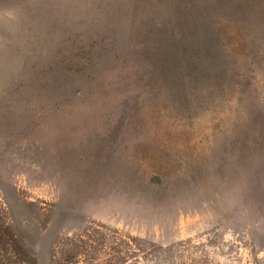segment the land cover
I'll return each instance as SVG.
<instances>
[{
  "label": "rangeland",
  "instance_id": "rangeland-1",
  "mask_svg": "<svg viewBox=\"0 0 264 264\" xmlns=\"http://www.w3.org/2000/svg\"><path fill=\"white\" fill-rule=\"evenodd\" d=\"M0 264H264V0H0Z\"/></svg>",
  "mask_w": 264,
  "mask_h": 264
}]
</instances>
